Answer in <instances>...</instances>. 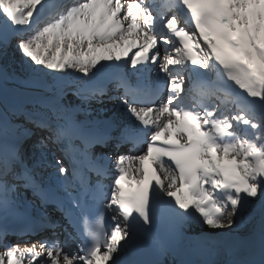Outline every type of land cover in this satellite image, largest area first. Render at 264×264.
I'll use <instances>...</instances> for the list:
<instances>
[{"label":"snow or ice","instance_id":"snow-or-ice-1","mask_svg":"<svg viewBox=\"0 0 264 264\" xmlns=\"http://www.w3.org/2000/svg\"><path fill=\"white\" fill-rule=\"evenodd\" d=\"M48 7V0H0V47L17 39V50L30 62L29 78L68 69L81 74L86 79L74 94L82 103L104 102L103 75L120 93L109 99L125 105L134 122L115 136L86 129L73 116L79 105L65 103L62 76L44 83L54 116L35 121L48 133L35 147L43 153L53 143L69 151L76 148L73 138L79 139L80 154L97 180L92 184L81 176L69 207L41 187L13 147L0 155V220L14 211L18 189L30 188L70 222L81 197H91L112 214L113 226L106 230L101 212L85 218L82 243L68 233L64 240L44 238L31 247L8 244L0 264H145L139 258L142 234L151 237L158 257L168 254L167 242L154 232L162 216L175 232L189 218L212 229L230 228L256 201L264 237V0H75L44 21ZM154 68L164 74L166 99L159 81L142 84ZM6 80L0 69V82ZM109 143L117 151L128 145L135 154L121 153L113 162L104 153H90ZM55 163L66 177L63 162ZM109 163L115 174L105 191ZM125 177L135 186L125 188ZM40 224L51 222L41 217Z\"/></svg>","mask_w":264,"mask_h":264},{"label":"bare ground","instance_id":"bare-ground-1","mask_svg":"<svg viewBox=\"0 0 264 264\" xmlns=\"http://www.w3.org/2000/svg\"><path fill=\"white\" fill-rule=\"evenodd\" d=\"M16 43H17V39H13L6 46L0 47V63L3 67V68L0 67V69H3L4 71H6V69L8 68V69H11V71L15 74L17 72V70H16L17 66H15L13 59H17V60L21 61L22 58H26V57H23L22 54L17 50ZM161 53L163 54L162 48H161ZM28 62L29 61L27 59V63ZM71 71H72V73H71ZM73 72H74V70L68 69L66 73L72 74L70 77L71 82L66 83L64 81L66 89H67V95L65 97V103H70L71 105L75 102L76 103L81 102L80 99L75 94L73 95L72 92H75V89L77 87L81 86V81L83 80V79H79V78L76 79V76L78 73L76 75H74ZM56 75L62 76V74L54 73L52 75H45L43 77L35 78L34 80L38 81V82H42V81H46V80H44V78H46L48 80L51 79L53 81V76H56ZM161 75L162 74H157V75L151 74L150 76L151 77L156 76L157 80H161ZM67 76L68 75H66V78H67ZM11 78L13 79L12 81L6 80V82H0V86L4 87L6 89H9L15 96L14 104L11 106L6 105L11 117H14L16 115L18 117L19 116L18 114H21V110L22 111L28 110V113H31V112L34 113L35 110L39 107V105H41L42 111L45 114L47 113L49 116H54V114L50 111L48 104H47V101H46V97L51 94L50 92H47L45 89H35V90L24 89L21 85L18 84V81L20 80V79L18 80V78H20V77H17L16 75H11ZM0 101H1V103L6 104L1 99H0ZM37 104H39V105L36 106ZM82 104L84 107H82V109L77 108L75 110V112L73 113V116L76 118L79 117L82 120L84 119L82 117L83 114H84V116H86L85 118H87L88 116L91 117L92 123L88 124V126L90 128H94V127L99 125L97 117L108 115L111 112V110H114L116 102L115 101H113V102L107 101V102L99 103L96 101H92L90 103H82ZM113 115L115 117H117L122 122V127L126 126L129 121L133 120V118L127 112L125 105H122L119 108V110H115ZM31 131H32V129H31ZM0 133L12 135L14 137H17L19 140H21L19 142V145H21L19 150H20L23 157L25 154L30 153L32 160L39 158V157L42 158L43 161L42 162L39 161L37 163V165L33 168V170H34V172H36V174H40L42 176L43 180H45L47 176H51L52 174L57 172V169H55V168H53V169L46 168L47 166H46L45 161H46V159H52V157H53L51 154L52 151H50V150H48V148H46V149H44V151L42 153L40 149L35 147L36 141L33 140L37 135L47 136L48 133L46 131H41L39 128L36 127L32 132L18 133L10 125H1L0 124ZM111 146L114 147V145L112 143L110 144V147ZM31 151H33V154H31ZM125 154H132V153H125ZM54 155H56V154H54ZM117 155L118 154H115V155L112 154L113 158H115ZM55 161H53L54 165H56ZM250 206H251V204L249 205V207ZM260 222H261V218L255 217L252 219V223L245 222V220H241L238 226L234 223L230 228L225 226L224 228L212 229L206 225H203L198 219L187 220L185 223L187 229L190 230L191 228H194L195 233H198L199 231L203 232L201 234V236L198 238H196L194 236L187 238L186 239L187 245H189L192 249L193 258H195V259L196 258L207 259V260H209V264H216V257L217 256L219 257V260H218L219 263L223 262V260L225 258H228L231 260L230 264H243L246 262H248V264H250V262L252 260V259H250L251 255L256 250L262 249V248H259L260 246H258V243L256 246L253 247L254 249L252 250L251 253H246L243 255H240V254L235 255L231 252V250H226L225 248L221 247L220 245L214 244V241H217V240H215L213 236L211 237L208 232H212L213 234H217V235H215V238L221 239L224 244H230L231 245L233 243V241H241L242 237H241V235H237L236 233H231L230 235H227L226 234L227 231L235 230L237 233H243L246 231L251 232L252 230H255V231H257V235H254L253 238L255 240H257V239L261 238V237L256 238L261 232ZM190 232H191V230H190ZM214 232H216V233H214ZM259 241L260 240H257V242H259ZM33 243H35V242L29 241V245H23L22 244V245H19V247L20 248L31 247V245ZM247 243L248 242L246 240H245V242H241V244H243L242 248L244 250L249 249V248L248 249L244 248V246ZM207 244H209V246ZM203 245H205V247H211L212 248L210 255H207L205 253L206 249L202 250ZM74 247H75V245H74ZM3 250H4V247L2 246V243H0V251H3ZM23 264H27V260H25L23 262ZM222 264H225V263H222Z\"/></svg>","mask_w":264,"mask_h":264},{"label":"rangeland","instance_id":"rangeland-1","mask_svg":"<svg viewBox=\"0 0 264 264\" xmlns=\"http://www.w3.org/2000/svg\"><path fill=\"white\" fill-rule=\"evenodd\" d=\"M15 66H17L16 70V75H23L26 76V70L28 68V65L30 62L27 63V58H22L21 61L17 60V59H13ZM9 64V63H8ZM0 67H2L1 63H0ZM38 67V66H35ZM19 70V71H18ZM7 72H9L10 74H15L11 71V69H6ZM72 73V71H71ZM73 73H76L75 71ZM65 74H69V73H65ZM71 75V74H70ZM51 80V79H50ZM81 103V102H80ZM77 103H74V105ZM79 105V104H78ZM0 120L2 123H10L12 125L18 126V129L20 130L21 133H24L25 130H27V122L25 121V118L23 117H14L12 118L6 111V108L3 104H0ZM260 209V205L259 202L257 201L256 203H251L250 208L244 212L243 214V218L245 219L249 214L250 218L248 219V221L251 222V220L258 215V210ZM239 221V219L236 220V223ZM194 231V228L192 229V232ZM256 231L252 230L251 233L250 232H243L242 234H238L237 232H235L234 230H230L227 231L226 234L230 235L231 233H236L237 235H241L242 240L243 239H249V242H252V240L249 238V234L255 233ZM241 240V241H242ZM220 241V240H219ZM239 242V241H238ZM241 250H243L241 248ZM235 254H238L237 252H235ZM226 259V258H225ZM225 259L223 261H225ZM218 264V263H217Z\"/></svg>","mask_w":264,"mask_h":264}]
</instances>
